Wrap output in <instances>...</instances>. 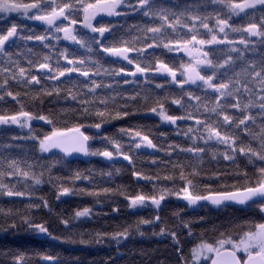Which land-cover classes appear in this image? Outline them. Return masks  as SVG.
Listing matches in <instances>:
<instances>
[{
	"label": "snow or ice",
	"instance_id": "1",
	"mask_svg": "<svg viewBox=\"0 0 264 264\" xmlns=\"http://www.w3.org/2000/svg\"><path fill=\"white\" fill-rule=\"evenodd\" d=\"M211 4L217 6L215 13H202L200 9L206 8L207 4L186 3L182 6V10L177 14L172 8L162 7L159 0H0V20L4 23L0 25V59L3 60V66H0V75L3 80L0 82V101L7 102L6 98L19 105V111L8 113L5 111L0 114V125H17L20 128L31 127V121L40 120L48 125H52L50 133L39 138L37 136L30 137L38 141V148L41 153H49L53 149H59L65 155L72 153H81L85 156H101L108 160H112L114 156H122L124 160L132 163V156L123 151V146L116 139L111 137H103V140L112 146L113 150L107 148L93 150L90 141L95 137L87 134L89 128L101 129L102 124L112 119H120L130 115L129 108L138 100H142L145 105L148 104L149 97L147 95L141 97L139 93L130 95L124 99V103L117 105L113 110L109 108L110 102L116 104V97L97 96V90L104 87L110 88L112 85L98 83L92 77L105 75L136 77L138 74L147 76L150 72L166 73L171 77L174 83L177 82V70L170 67L167 63L153 56L155 65L146 57L148 49L163 48L168 52L183 51L191 60L187 64H181V76L183 80L179 81L181 88L185 84H194L202 87L205 92V98L196 95L193 92H187L185 95L188 99L195 100L197 103L189 105V108L195 109L191 111L186 109L184 115H169L165 111L164 104L157 100L155 106L149 107L147 110L156 113L161 120L175 125L179 120H195V127H189L183 135L188 136L193 145L190 147H180L179 145H170L171 151H166V155L171 156L172 152L179 150L180 153H188L196 158L195 162L188 161L181 163L179 161L172 164V174L160 176L145 175L138 171H133L132 175L148 182L161 180L170 181L173 188L161 187L159 194L144 195L137 194L128 197L124 192L119 195H125L129 200V207L136 208L145 206L148 202L157 209L161 207V203L168 196L175 195L186 200L190 205L197 204L199 201H210L213 205H221L226 202H233L244 206H255L260 214L259 220L247 221L239 232L225 234L220 233L219 238L212 242L201 240L191 249L192 264H264V59L257 64L254 60L246 59V51L248 50L251 37H258L261 43H264V0H211ZM129 10L133 13H140L143 17L158 20L157 25H146L143 28L137 26L140 35L132 36L131 39L120 38L116 40L115 25L94 24L97 16L104 14L108 17H121L128 14ZM15 14V15H13ZM82 16V19H78ZM17 17L32 21H40L47 27L43 34H36L30 30L31 34H23ZM182 17L184 20H182ZM233 17L240 18L242 23L236 24ZM186 21H191L187 23ZM214 24L210 26V22ZM67 22V23H65ZM199 27L206 30L205 38L197 29ZM79 24L83 29H87L92 35L81 34L76 31V25ZM98 25V26H97ZM120 27H123L122 25ZM187 29L184 35L179 34V29ZM171 29V33H169ZM240 35L239 40L231 39L229 33ZM63 33L64 40H70L74 44L87 48L89 52L93 51L95 45L98 51L106 54L107 57L115 58L108 61L115 63L118 60L126 61L128 65H134V71H126L123 66L119 68H104L99 60L92 62L95 71L90 67H86L84 59L69 58L67 49L61 51L59 56L66 61V65H61L59 59L53 66L51 56L34 51L32 48H26V52L32 57L39 59L33 60L25 57L28 67L21 66L18 59L14 56H22L23 52H13L11 49L18 48L19 42L23 41L25 45L29 41H38L44 48H50L47 43L49 39L59 41L61 37L57 34ZM109 33L113 36V40L105 43ZM222 34V35H221ZM151 41V42H149ZM140 44L141 46H137ZM222 46L219 48V57L216 62L209 59L210 52L203 50L205 46ZM237 45H243V50ZM225 49H227L225 51ZM130 53H136V58L130 57ZM236 55L233 56L232 54ZM215 54V53H213ZM74 55V54H73ZM145 56L143 62L139 57ZM203 57V58H201ZM239 62V63H238ZM201 66H207L211 70V74H202ZM33 68L36 74H33ZM15 69V70H13ZM225 69L221 73L224 79L216 81L217 72ZM238 69V70H237ZM103 70V71H102ZM231 70V75H229ZM42 73V74H41ZM78 73L79 76L87 77L90 84L84 82L78 85L73 81L70 88H46L41 84L42 79L60 81L61 77H70L71 74ZM13 81L22 84L26 88L41 86L30 99L32 101L39 100L43 104L41 96L60 98L62 92L64 98L75 102L79 107L62 108L55 117L49 110L48 114H35L25 110V104L20 99L21 92H13L9 89V82ZM124 84L133 83L128 79H124ZM199 82V83H198ZM163 87V85H157ZM86 89L87 91H83ZM208 90H211L214 99H207ZM91 94V98L88 96ZM25 98L29 97V93H23ZM173 104L184 108L182 98L173 99ZM258 109L262 120L257 124L256 116L252 110ZM230 110H235L230 112ZM71 117L75 120L71 127H57L56 120L63 119L65 123ZM89 119H95L98 122L85 123ZM255 126V127H253ZM124 135H129L134 143L135 148L140 149L142 146L157 149V145L149 139L147 134L139 130L120 129ZM192 134V135H190ZM246 138V140H245ZM197 140H202L204 146L196 144ZM224 145L225 151L217 153L211 142ZM211 151V159L216 160L217 155L222 156L226 161L236 163L237 156L244 157L247 165L255 169V178L248 176L245 170L241 173L237 170L234 175L236 177L243 176L246 183L242 187L232 185V191H220L209 195L198 194L196 189L201 183L200 178L204 175L201 171L204 165V156ZM156 163L155 160L152 161ZM53 166L49 165V168ZM8 171L0 172V194L8 197H29L31 199L32 192L21 191L15 188V185H9L4 182L7 177H22L25 181L32 180L35 185H39L43 172L39 176L30 171H25L20 167L17 160L7 161ZM191 171H186V169ZM238 168V165H237ZM118 171V170H117ZM107 175L111 176L109 172ZM229 173L213 172L212 177L219 180L222 176H228ZM77 179L80 178L77 174ZM182 182V186L176 190V180ZM155 190V184L153 185ZM207 188L208 185L204 184ZM227 187V185L225 186ZM69 188H62L57 196L68 195ZM110 189H102L100 192H88L90 196L108 195ZM116 194V193H113ZM42 200V206L47 208L48 202ZM29 209L39 208L41 204L29 203ZM117 211V209H113ZM5 217L12 214L11 209L7 211L0 209ZM92 213V209L85 207L75 212V218L88 217ZM161 217L157 215L155 221H160ZM23 223L27 228L38 233L47 234L52 239L60 240V237L53 236L44 224L34 223L28 216L22 217ZM65 227H68L70 221L62 219L60 221ZM152 220L140 219L137 223L129 225L123 230L113 233H97L96 243H100L102 238L110 236L112 240L119 243L121 240H127L132 231L140 232L141 225L152 224ZM15 228L13 222L10 225ZM185 228L188 224L185 223ZM168 230L165 227L160 228V235H164ZM140 232V235H143ZM177 245L179 240L175 231L168 232ZM191 235V230H189ZM62 242L79 243L87 245L92 243L91 240L81 238L77 240L64 239ZM180 258L183 260L181 249H177ZM242 253V255H240ZM46 261L56 264V258L51 255L42 257ZM13 264H27L24 254L13 256ZM184 264H188L187 261Z\"/></svg>",
	"mask_w": 264,
	"mask_h": 264
},
{
	"label": "trees",
	"instance_id": "2",
	"mask_svg": "<svg viewBox=\"0 0 264 264\" xmlns=\"http://www.w3.org/2000/svg\"><path fill=\"white\" fill-rule=\"evenodd\" d=\"M162 7L172 8L179 14L182 6L186 3H201L207 4V7H202V13H215L217 6L211 4V0H159ZM128 14L121 17H108L104 14L97 16L94 24L115 25L116 40L120 38L131 39L132 36L140 35L137 27L143 28L146 25H157L158 20H153L143 17L142 14L133 13L124 9ZM15 15V14H13ZM78 19H82L79 16ZM182 20L184 18L182 17ZM236 24L242 23L240 18L233 17ZM17 22L20 23L23 34H31L30 30L36 34H43L47 27L40 21H32L27 19H20L17 17ZM191 23V21H186ZM4 23L0 20V25ZM67 23V22H65ZM214 21L210 22V26ZM123 27H120V26ZM137 27H132V26ZM98 26V25H97ZM197 29L199 33L205 38L206 30L199 27L197 22ZM76 31L81 34L92 35L87 29H83L81 25H76ZM171 33V29L168 30ZM187 29L180 28L179 34L184 35ZM61 37L59 41L49 39L47 43L50 48H44L38 41H29L27 45L23 41L19 42L18 48L11 49L13 52H23L22 56H14V59L20 61L21 66L28 67L25 57L39 59L32 57L26 52V48H32L34 51L51 56V63L53 66L59 59L60 64L66 65V61L59 56L61 51L67 49L69 58L84 59L85 66L92 68L94 61L99 60L104 68H119L123 66L126 71H134V65H128L126 61L118 60L115 63L108 61L115 58L107 57L98 51L97 47L93 45V51L89 52L87 48L74 44L70 40L63 39V33L57 34ZM222 35V34H221ZM108 40L105 43L113 40V36L109 33L105 34ZM231 39L239 40L240 35L236 33H229ZM151 42V41H149ZM137 46H141L137 44ZM243 50V45H237ZM222 46H205L203 50L211 49L209 59L216 62L219 57V48ZM227 49H225L226 51ZM215 53V54H213ZM74 54V55H73ZM130 57L136 58V53H130ZM233 56L236 54L233 53ZM246 59L254 60L257 64L264 59V43L258 37H251L248 50L245 53ZM153 56L167 63L170 67L180 71L181 64L189 63L182 51L168 52L166 49H148L146 57L155 65ZM143 62L145 56L139 57ZM239 63V62H238ZM0 66H3V60L0 59ZM15 70V69H13ZM238 70V69H237ZM33 74H36V69L33 68ZM103 71V70H102ZM202 74H211V70L207 66H201ZM225 69H220L217 72L216 81L224 79L221 73ZM42 74V73H41ZM231 75V70H229ZM98 83L105 85H112L110 88H100L96 95L102 97H116V104L110 102L109 108L115 109L117 105L123 104L124 99L130 95L139 93L141 97L147 95L149 97L148 104L145 105L142 100H138L129 108L130 115L120 119H112L102 124L101 129L89 128L87 134L94 136L95 139L90 141L93 150L105 149L113 150L112 146L107 144L103 137H111L120 142L123 146V151L132 156V163L124 160L122 156H114L112 160H108L101 156H85L84 158H76L67 156L61 152L51 151L49 153H41L38 148V141L31 139L32 136L43 138L52 130V125L46 124L44 121H31L30 128H20L17 125H0V172L8 171L7 161L15 159L18 161L21 168L25 171H30L41 177V183L35 185L32 180L25 181L22 177H7L4 179L5 183L10 186L15 185L17 190L32 192L31 199L25 197H8L0 194V209L7 211L11 209L12 214L5 217L3 212H0V264H13V256L24 254L27 264H52L50 261L44 260V255H51L56 258V264H192L191 249L197 245L202 239L209 242L219 238L220 233L231 234L241 230V227L251 220H259L260 214L255 206H212L206 203L198 202L192 206H188L179 197L175 195L168 196L165 201L161 203V207L157 209L155 206L148 205L137 208L129 207V200L125 198L135 196L137 194L153 195L159 194L161 187L173 188L170 181L161 180L148 182L133 176V171L141 172L145 175L160 176L172 174V164L179 161L187 163L188 161L195 162L196 158L188 153H180L177 149L172 152L171 156L166 155V151H171L170 145H179L180 147H190L193 141L183 135L185 131L191 126L195 127V120H179L175 125L161 120L160 116L152 113L147 109L155 106V101L159 100L164 104L165 111L169 115H184L185 110L195 111L194 107L189 108V105H195V100H189L185 95L187 92H193L205 98V92L202 87H197L194 84H185L181 88L177 79L174 83L167 75H160L156 72H150L147 76L137 75L136 77L105 75L92 77ZM124 79L134 81L133 83L124 84ZM3 80V75H0V82ZM75 81L78 85L84 82L90 84L87 77L79 76L78 73L71 74L70 77H61L60 81H52L42 79L43 87L52 88H70ZM199 83V82H198ZM163 85V87H157ZM41 86H34L30 88L24 87L22 84L16 82H9V89L13 92H21L20 99L25 104V110L31 111L35 114H48L49 110L55 117L62 108L79 107L70 100L64 98L62 92L60 98L41 96L43 104L39 100L32 101L30 97L39 90ZM27 91L29 97L25 98L23 93ZM83 91H87L83 89ZM88 98H91L89 94ZM182 98V103L185 105L181 108L179 105L173 104V99ZM209 100L214 99L211 90H208L206 97ZM6 103L0 101V114L5 111L8 113H15L19 111V105L11 101V98H6ZM235 110H230L234 112ZM253 115L256 116L257 124L262 120L258 109L252 110ZM75 120L71 117L65 120L57 119L56 126L63 128L65 126L71 127ZM98 122L95 119H89L85 123ZM255 127V126H253ZM120 129L139 130L147 134L149 139L157 145V149L135 148L134 143L138 142L129 135H124ZM192 135V134H190ZM246 140V138H245ZM196 144L204 146L202 140H197ZM214 150L217 153L225 151L224 145L215 144L211 142ZM156 163L153 164L152 161ZM204 165L201 171L204 175L200 178L196 191L198 194L204 195L209 192L231 191L234 190L232 185L242 187L246 183L243 176L236 177L231 175L239 170L248 172V176L255 178V169L247 165L244 157L237 156L236 163L226 161L222 156L217 155L216 160L211 159V151L204 156ZM52 164L51 168L49 165ZM238 165V168H237ZM118 170V171H117ZM191 171V169H186ZM111 172L109 176L107 173ZM229 173L228 176H222L217 180L212 177V173ZM79 174L80 178H76ZM155 184V190L153 185ZM204 184L208 187L205 188ZM227 185V187H225ZM182 186L179 179L176 180L175 188L178 190ZM69 188L71 191L68 195H60L57 198L62 188ZM110 189L111 193L108 195L90 196L88 192H100L102 189ZM119 192H124L125 195H119ZM116 193V194H113ZM48 202V207L42 206V200ZM29 203L41 204L39 208L29 209ZM88 207L92 209V213L88 217L75 218V212ZM117 209V211H113ZM159 215L160 221H155V217ZM28 216L34 223L44 224L53 236L60 237V240L52 239L47 234L38 233L27 228L23 223L22 217ZM68 219L70 224L65 227L60 221ZM140 219L152 220V224L141 225L140 232L132 231L127 240H121L119 243L112 240L110 236L102 238L100 243H96L97 233H113L129 225H135ZM15 223L16 227L12 228L10 225ZM185 223L188 228H185ZM165 227L168 231L164 235H160V228ZM191 230V235L189 234ZM175 231L179 240V245L168 232ZM83 234V238L91 240L92 243L82 245L79 243L62 242L64 239L79 240ZM181 249L183 253V260L180 258V253L177 249Z\"/></svg>",
	"mask_w": 264,
	"mask_h": 264
},
{
	"label": "water",
	"instance_id": "3",
	"mask_svg": "<svg viewBox=\"0 0 264 264\" xmlns=\"http://www.w3.org/2000/svg\"><path fill=\"white\" fill-rule=\"evenodd\" d=\"M144 148H147V147H144ZM52 151H57V152H61L59 149H53ZM63 153V152H61ZM64 154V153H63ZM67 156H70V157H76V158H84L85 155L81 154V153H72L71 155H67ZM232 191V190H231ZM217 192H209V193H206L204 195H209V194H215ZM184 203H186L188 206H192L190 205L186 200H183L181 199ZM199 202H202V203H206V204H209V205H212V206H217V205H213L210 201H199ZM221 205H224V206H241L239 204H236V203H233V202H226L224 204H221ZM219 205V206H221ZM208 264H210V262H208Z\"/></svg>",
	"mask_w": 264,
	"mask_h": 264
},
{
	"label": "rangeland",
	"instance_id": "4",
	"mask_svg": "<svg viewBox=\"0 0 264 264\" xmlns=\"http://www.w3.org/2000/svg\"><path fill=\"white\" fill-rule=\"evenodd\" d=\"M182 53H183V55L185 56V57H187L188 59H191V57H189L185 52H183L182 51ZM201 58H203V57H201ZM190 61V60H189ZM183 69H181L180 71H178L177 72V79L178 78H181L182 80L184 79V77L183 76H181V71H182ZM157 73V72H156ZM157 74H160V75H167L166 73H157ZM168 76V75H167ZM170 77V76H169ZM171 78V77H170ZM25 128H28V127H25ZM180 199H182V198H180ZM148 205H151V203L150 202H148L145 206H148ZM153 206V205H152ZM137 208V207H136ZM240 255H242V253L240 254Z\"/></svg>",
	"mask_w": 264,
	"mask_h": 264
}]
</instances>
